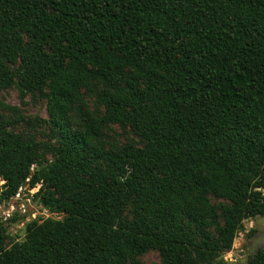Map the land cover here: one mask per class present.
Returning a JSON list of instances; mask_svg holds the SVG:
<instances>
[{"label":"trees","instance_id":"trees-1","mask_svg":"<svg viewBox=\"0 0 264 264\" xmlns=\"http://www.w3.org/2000/svg\"><path fill=\"white\" fill-rule=\"evenodd\" d=\"M9 90L45 118L0 101V204L61 219L0 264H225L264 216V0H0Z\"/></svg>","mask_w":264,"mask_h":264},{"label":"rangeland","instance_id":"rangeland-1","mask_svg":"<svg viewBox=\"0 0 264 264\" xmlns=\"http://www.w3.org/2000/svg\"><path fill=\"white\" fill-rule=\"evenodd\" d=\"M0 101L11 107L18 108V113L25 118H32L34 116L45 118V110L42 105H32L28 102V99H26L28 104H21L15 90L0 91ZM0 114H2L4 118L16 116L10 111H3L1 109ZM22 129V126L16 127V130ZM2 183L3 182L0 180V186ZM26 188L27 185L24 184V186L19 189L17 196L10 199L7 203L0 204V223L5 227L6 233L14 241L18 242L23 240L25 235V224L30 220L47 217L61 219V216L49 214L47 211L42 210L38 202L32 198L33 193L39 188L38 186L31 190H27ZM14 214L24 215V220L14 223L8 222L13 218ZM252 229H254V219L243 222V227L237 233L231 250L221 257V260L225 264H235L244 259V255L247 252L246 246L258 236L257 232L250 236V231ZM140 262L141 264H161L158 255L154 252H149L140 257Z\"/></svg>","mask_w":264,"mask_h":264},{"label":"water","instance_id":"water-1","mask_svg":"<svg viewBox=\"0 0 264 264\" xmlns=\"http://www.w3.org/2000/svg\"><path fill=\"white\" fill-rule=\"evenodd\" d=\"M22 186H24V184ZM254 229L258 233V236L246 246L247 252L244 255V259L235 264H247L250 255H254L259 249L264 248V216H257L254 219Z\"/></svg>","mask_w":264,"mask_h":264},{"label":"built area","instance_id":"built-area-1","mask_svg":"<svg viewBox=\"0 0 264 264\" xmlns=\"http://www.w3.org/2000/svg\"><path fill=\"white\" fill-rule=\"evenodd\" d=\"M36 191H37V190H36ZM34 193H35V192H34ZM17 195H18V194H17ZM17 195H16V196H17Z\"/></svg>","mask_w":264,"mask_h":264}]
</instances>
